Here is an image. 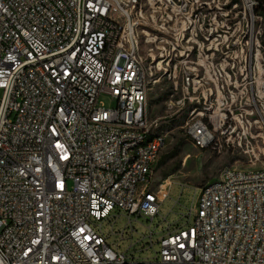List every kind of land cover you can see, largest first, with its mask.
Returning <instances> with one entry per match:
<instances>
[{"label":"built area","instance_id":"2783aa9c","mask_svg":"<svg viewBox=\"0 0 264 264\" xmlns=\"http://www.w3.org/2000/svg\"><path fill=\"white\" fill-rule=\"evenodd\" d=\"M202 9L0 0V264H264V166L224 168L201 187L192 222L169 224L148 258L110 244L101 226L115 210L153 220L169 194L171 185L151 187L167 138L149 120L148 93L159 56L163 76L180 82L170 107L203 102ZM143 40L167 56L148 65ZM196 108L186 134L204 149L229 117L214 111L211 129Z\"/></svg>","mask_w":264,"mask_h":264},{"label":"rangeland","instance_id":"374dc122","mask_svg":"<svg viewBox=\"0 0 264 264\" xmlns=\"http://www.w3.org/2000/svg\"><path fill=\"white\" fill-rule=\"evenodd\" d=\"M201 1L203 102L170 107L171 101L181 95L180 82L176 90L174 82L163 76L168 61L162 62L159 56L156 62L163 66L156 68L158 81L152 82L148 93L149 120L167 138L166 148L154 166L151 187L158 190L162 185H171L169 194H160L163 201L153 220L141 216L130 222L126 214L119 216L115 210L112 215L117 219L101 222L105 233L114 232L109 236L110 244L120 241L121 251L130 249L140 259L154 254L169 224L175 228L192 222L189 210L196 206L201 187L216 180L224 168L264 166V16L255 13L258 3L250 10L246 0ZM140 52L149 57L150 65V54L164 51L161 43L148 44L143 40ZM168 52H164L165 56ZM1 95L0 90V98ZM101 100L108 103L107 96ZM194 107L196 112L203 109V118L211 129L209 116L214 111L229 117L217 131L216 142L208 148L196 147L186 134Z\"/></svg>","mask_w":264,"mask_h":264},{"label":"trees","instance_id":"16d2710c","mask_svg":"<svg viewBox=\"0 0 264 264\" xmlns=\"http://www.w3.org/2000/svg\"><path fill=\"white\" fill-rule=\"evenodd\" d=\"M255 13H257L258 15L264 16V0H258Z\"/></svg>","mask_w":264,"mask_h":264}]
</instances>
